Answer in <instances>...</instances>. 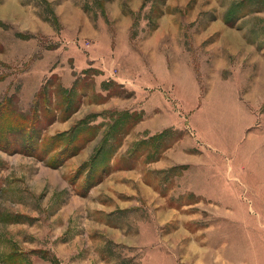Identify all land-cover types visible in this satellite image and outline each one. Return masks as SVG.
I'll return each mask as SVG.
<instances>
[{
  "label": "rangeland",
  "instance_id": "374dc122",
  "mask_svg": "<svg viewBox=\"0 0 264 264\" xmlns=\"http://www.w3.org/2000/svg\"><path fill=\"white\" fill-rule=\"evenodd\" d=\"M261 70L264 0H0V264H264Z\"/></svg>",
  "mask_w": 264,
  "mask_h": 264
},
{
  "label": "trees",
  "instance_id": "16d2710c",
  "mask_svg": "<svg viewBox=\"0 0 264 264\" xmlns=\"http://www.w3.org/2000/svg\"><path fill=\"white\" fill-rule=\"evenodd\" d=\"M3 108H5V106H3ZM2 113V108L0 109V114ZM1 116V115H0ZM0 128H2L1 124H0ZM29 142L31 141V137H29ZM39 138V137H38ZM3 143H1V140H0V147L2 148V150H5L7 151L8 150V146L6 145V143L4 141H2ZM35 144H37V141L35 140ZM37 146V145H36ZM34 147V146H33ZM32 145H28L26 146V148L24 149V151L22 152H25L26 154H34L35 151H36V148H33Z\"/></svg>",
  "mask_w": 264,
  "mask_h": 264
},
{
  "label": "bare ground",
  "instance_id": "6f19581e",
  "mask_svg": "<svg viewBox=\"0 0 264 264\" xmlns=\"http://www.w3.org/2000/svg\"><path fill=\"white\" fill-rule=\"evenodd\" d=\"M118 6H119V5H118ZM7 7H8V6H7ZM3 10H4V9H3ZM3 10H2V11H3ZM3 12H4V11H3ZM176 22H177V21H176ZM176 24H177V23H176ZM178 26H179V25H178ZM176 29H177V28H176ZM179 34H180V32H178V30H176V36H175V37L172 38L171 36H168L167 38H168V39H171V41H174V40H178V39H179L180 41L183 42V39L179 36ZM200 39L203 40L204 38H200ZM226 40H227V38H226ZM227 42H228V41H227ZM195 44H196V43H195ZM226 45L228 46V43H226ZM198 46H199V45H198ZM217 47H219V44H215V45L212 46L211 48H212V50H214V49L217 48ZM194 48H196V45H195V47H193V49H194ZM199 50H200V49H199ZM208 51H209V50H208ZM261 71L264 72V70H261ZM263 72H262V73H263ZM250 77H251V76H250ZM250 77H249V78H250ZM261 78H264V73H263V77H261ZM247 80H248V79H247ZM247 80H246V81H247ZM256 85H257V84H256Z\"/></svg>",
  "mask_w": 264,
  "mask_h": 264
}]
</instances>
